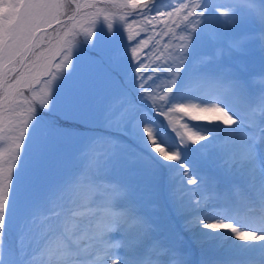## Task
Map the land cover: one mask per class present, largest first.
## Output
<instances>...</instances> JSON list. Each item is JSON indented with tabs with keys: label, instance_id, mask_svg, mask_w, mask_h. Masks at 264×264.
I'll return each instance as SVG.
<instances>
[{
	"label": "snow or ice",
	"instance_id": "snow-or-ice-1",
	"mask_svg": "<svg viewBox=\"0 0 264 264\" xmlns=\"http://www.w3.org/2000/svg\"><path fill=\"white\" fill-rule=\"evenodd\" d=\"M0 145V264H264V0H0Z\"/></svg>",
	"mask_w": 264,
	"mask_h": 264
},
{
	"label": "rangeland",
	"instance_id": "rangeland-1",
	"mask_svg": "<svg viewBox=\"0 0 264 264\" xmlns=\"http://www.w3.org/2000/svg\"><path fill=\"white\" fill-rule=\"evenodd\" d=\"M119 16H121V15H119ZM101 19H102V18H101ZM118 20H119V17H116V19H113V16H109L108 21H106L105 24H106V23H114V24L120 25L119 22H118ZM97 23H99V21H98ZM137 27H138V26L135 25V27H134V30H135V31L138 29ZM165 42H166L165 39H161V40H160V44L157 46L156 49H157L158 51H163L161 45H163ZM0 147H6V145H0Z\"/></svg>",
	"mask_w": 264,
	"mask_h": 264
}]
</instances>
